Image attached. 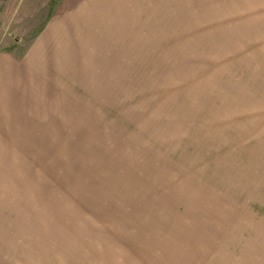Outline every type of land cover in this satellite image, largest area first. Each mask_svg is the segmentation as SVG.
<instances>
[{"label": "rangeland", "instance_id": "1", "mask_svg": "<svg viewBox=\"0 0 264 264\" xmlns=\"http://www.w3.org/2000/svg\"><path fill=\"white\" fill-rule=\"evenodd\" d=\"M0 264H264V0H0Z\"/></svg>", "mask_w": 264, "mask_h": 264}]
</instances>
